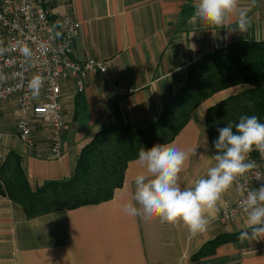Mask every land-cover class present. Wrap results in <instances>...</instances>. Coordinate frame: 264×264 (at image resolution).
Returning a JSON list of instances; mask_svg holds the SVG:
<instances>
[{"label": "crops", "instance_id": "1", "mask_svg": "<svg viewBox=\"0 0 264 264\" xmlns=\"http://www.w3.org/2000/svg\"><path fill=\"white\" fill-rule=\"evenodd\" d=\"M196 0H52L48 5L55 23L64 13L81 22L74 39L73 57H95L106 63L107 75L119 78L133 92L118 96L96 70L82 92L62 86L64 130L62 152L48 157L49 132L35 127L32 143H23L14 130L11 104L1 107L0 164L16 154L30 192L48 182H65L73 174L80 148L110 125L142 128L157 119L166 102L183 86L187 68L202 55L238 41L264 40V0H241L248 8L250 26L244 33L216 28L194 16ZM235 27V20H233ZM239 86L221 89L203 99L185 125L167 143L197 149L181 173L184 188L205 177L214 164L204 125L206 109ZM137 172L130 160L123 182L112 196L95 204L57 208L28 217L24 207L0 193V264H264V238L238 237L193 259L200 247L221 234H237L246 227L240 214L226 222L222 208L234 201L233 185L218 204L207 231L192 236L183 225L145 222L121 211Z\"/></svg>", "mask_w": 264, "mask_h": 264}, {"label": "trees", "instance_id": "2", "mask_svg": "<svg viewBox=\"0 0 264 264\" xmlns=\"http://www.w3.org/2000/svg\"><path fill=\"white\" fill-rule=\"evenodd\" d=\"M240 87L206 109L204 125L208 143L217 128L240 115H257L264 122V40H238L206 53L187 68L182 88L171 97L157 119L142 128L110 125L99 130L79 150L72 176L65 182H48L30 192L16 154L10 152L0 164V193L20 203L28 217L57 208H72L109 199L123 182L130 160L141 147L172 140L200 101L230 86ZM251 105V107L249 106ZM249 155L258 156L253 151ZM237 234H221L203 244L193 259L212 252Z\"/></svg>", "mask_w": 264, "mask_h": 264}, {"label": "clouds", "instance_id": "3", "mask_svg": "<svg viewBox=\"0 0 264 264\" xmlns=\"http://www.w3.org/2000/svg\"><path fill=\"white\" fill-rule=\"evenodd\" d=\"M193 11L199 20L229 32L244 33L250 26L248 8L241 7V0H196ZM22 52L29 55L27 47ZM42 83L40 74L32 76L28 87L34 96L39 94ZM217 132L214 164L207 168L205 177L187 188L181 186L180 176L196 148H181L173 143L141 147L136 158L137 172L131 178L132 191L122 202L121 211L145 222L158 219L162 224L183 225L192 236L207 231L223 194L255 166L249 154L255 150L264 157V122L257 115L242 114L238 122L229 121ZM241 190L246 193L240 203L246 227L238 239L264 238V184L253 189L241 186Z\"/></svg>", "mask_w": 264, "mask_h": 264}, {"label": "built area", "instance_id": "4", "mask_svg": "<svg viewBox=\"0 0 264 264\" xmlns=\"http://www.w3.org/2000/svg\"><path fill=\"white\" fill-rule=\"evenodd\" d=\"M52 0H0V113L3 104L13 106L14 130L19 139L30 145L35 127L49 132L48 157L61 156L64 105L62 86L71 84L77 92L85 88L92 70L102 74L118 96L133 92L119 78L107 75L106 63L91 57H73V42L81 22L71 13L62 14L54 23L48 12ZM27 47L29 55L22 49ZM43 80L38 95H33L28 83L34 74ZM4 131L0 128V139ZM255 166L233 184L238 191L234 201L222 208L220 217L229 222L243 211L240 207L244 189L258 188L264 181V157L249 155Z\"/></svg>", "mask_w": 264, "mask_h": 264}, {"label": "rangeland", "instance_id": "5", "mask_svg": "<svg viewBox=\"0 0 264 264\" xmlns=\"http://www.w3.org/2000/svg\"><path fill=\"white\" fill-rule=\"evenodd\" d=\"M238 86L240 87V85H238ZM239 87H238V88H239Z\"/></svg>", "mask_w": 264, "mask_h": 264}]
</instances>
